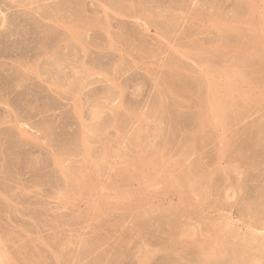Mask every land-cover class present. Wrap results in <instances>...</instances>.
I'll return each mask as SVG.
<instances>
[{
	"label": "rangeland",
	"instance_id": "obj_1",
	"mask_svg": "<svg viewBox=\"0 0 264 264\" xmlns=\"http://www.w3.org/2000/svg\"><path fill=\"white\" fill-rule=\"evenodd\" d=\"M263 41L264 0H0V264H264Z\"/></svg>",
	"mask_w": 264,
	"mask_h": 264
},
{
	"label": "bare ground",
	"instance_id": "obj_2",
	"mask_svg": "<svg viewBox=\"0 0 264 264\" xmlns=\"http://www.w3.org/2000/svg\"><path fill=\"white\" fill-rule=\"evenodd\" d=\"M246 3H247V2H246ZM246 3H245V4H246ZM248 4H249V3H248ZM248 4H246V6H249ZM242 6H243V5H242ZM251 6H252V4H251ZM249 7H250V6H249ZM249 7H248V8H249ZM250 8H251V7H250ZM224 26H225V25H224ZM225 44H227L228 47L230 46V43L228 44V43L226 42ZM225 44H224V45H225ZM263 44H264V41H263ZM224 45H223V46H224ZM227 45H226L225 47H223V48H224V49H227ZM231 45H232V44H231ZM231 47H232V46H231ZM223 48H221V49L223 50ZM236 48L238 49V47H236ZM229 49H230V48H229ZM238 50H239V49H238ZM238 50H236V51H238ZM261 50H262V54H261V53H260V54H261V56H263L262 58H264V48H262ZM257 53H259V52H257ZM260 54H259V55H260ZM249 58H250V57H249ZM250 60H251V59H250ZM250 60L248 59V61H244V60H241V61H242V63H243V62H247V63H249ZM252 62H253V64L251 65ZM252 62L250 63L251 66L246 67L247 64L244 63L245 65H243V64L241 65V64H240L241 62H240V60H239L238 63L240 64V66H239V64L237 65V63H236L234 66H232V67H235V66H236V68H237V70H236L237 73L234 72L235 70H234V68H233V69H231V70H233V72H234V73H232V74L235 76V73H236V74L238 75L237 78H246V77H249V76H250L253 80H255L254 77L256 78V76H257V77L259 76L258 78H259L260 80L263 81V79H261L262 76L259 75V74H260V73H259V69H260V68L254 66V65H257V64L254 63V62H255L254 60H252ZM238 68H239V71H238ZM263 68H264V65H263ZM240 70H241V71H240ZM242 70H243V71H242ZM231 76H232V75H231ZM232 77H233V76H232ZM235 78H236V77H235ZM235 78H230V79H234V80H235ZM262 78H263V77H262ZM169 79H170V78H169ZM169 79H168V80H169ZM171 79H172V78H171ZM230 79H229L228 81H230ZM259 79H256V80L259 81ZM262 81H259V83L262 82ZM168 82H170V81H168ZM172 82H173V81H172ZM170 84H172V83L170 82ZM173 85H174V83H173ZM227 85H229V84H227ZM229 86H230V88H233V87H234L232 83H230ZM177 87H178V86H177ZM168 88H171V87L169 86ZM230 88H229V89H230ZM175 89H176V88L174 87V90H175ZM178 89H179V87H178ZM229 89H228V90H229ZM172 90H173V88H172ZM180 90H182V88H180ZM228 90H227V91H228ZM163 91H165V90H163ZM161 92H162V91H161ZM161 92H160V93H161ZM170 92H171V91H170ZM174 92H175V91H174ZM178 92H179V91L176 90V93H178ZM182 92H183V91H180V93H182ZM162 93H164V92H162ZM162 93H161V96H162ZM164 95H165V93H164ZM171 95H172V93H171ZM179 95H180V94H179ZM214 95H215V94H214ZM214 95H213L212 98L215 97ZM173 96H174V95H173ZM217 96H218V95H217ZM163 97H164V96H163ZM163 97H161V101H162V102H163V100H162ZM212 98H210V99H212ZM218 98H219V96L215 99V101H216ZM220 98H221V97H220ZM220 98H219V101H220ZM163 99H164V98H163ZM203 99H205V98H203ZM210 99L208 100L209 102H210ZM205 100H206V99H205ZM205 100H204V101H205ZM221 100H222V99H221ZM215 101H213V102H211V103H212V104H213V103H215V104L218 103V100H217V102H215ZM162 102H161V105L163 104ZM221 102H222V101H220V103H221ZM224 102H227V101H224ZM230 102H232V101H230ZM230 102H229V105H228V103H226V104H225V103H221V105H220V103H218V104H219V105L217 104L218 107H214V106H212L211 103H210L211 106H210V104H207L206 106H208V107L210 106V109L213 108V110L208 109V110H210V112L213 114V116H212L213 119L211 118L212 121L210 120V122H209L208 118L210 119V117H208V118L204 117L205 115H204L203 111L201 110V112L203 113V114H202V113H201V114L204 115V116L201 115V116H202V124L205 125V124H207V122H209V124L212 122V124L214 123V125H212V126L217 125L216 127L221 126V125H219V124H223L222 126H224V124H225V126H226V124L228 125L227 122H230V120L232 119L231 117L234 116V115L232 116V112H233V110H234L235 108L237 109V106H235V105H237V104L234 103V102H233L234 104H232V103L230 104ZM205 103H207V101H205ZM215 104H213V105H215ZM163 105H164V104H163ZM163 105H162V106H163ZM217 105H216V106H217ZM158 106H159V104H158ZM201 106L203 107L204 104L201 105ZM219 106H220V107H219ZM159 107H160V106H159ZM165 107H167V106L164 105V108H165ZM161 108H163V107H161ZM164 108H163V109H164ZM168 109H169V107H167V111H169ZM235 111H236V110H235ZM235 111H234V112H235ZM158 112H159V111H158ZM158 112H157V113H158ZM161 112H162V111H161ZM163 112H165V111H163ZM169 112H170V111H169ZM208 112H209V111H206V113H205L206 116H211V115H208V114H209ZM207 113H208V114H207ZM230 114H231V117H230ZM95 117H96V116H95ZM95 117H94V118H95ZM229 117H230L231 119H229ZM200 118H201V117H200ZM171 122L173 123V120H172ZM175 122H177V121H175ZM97 123H98V122H97ZM97 123H96V125H97ZM209 124H208V125H209ZM18 127H19V125H18ZM18 127H17V128H18ZM20 129H21V128H20ZM21 131H22V130H21ZM23 131H25L24 128H23ZM20 134L23 135L24 133L21 132ZM30 136H31V135H29V138H30ZM139 136H140V135H139ZM21 137H22V136H21ZM29 138H28V139H29ZM140 138H141V137H140ZM140 138H139V140H140ZM33 139H35V137H34ZM137 139H138V137H137ZM30 140H31V139H30ZM30 140H29V141H30ZM198 140H199V139H198ZM198 140H197V141H198ZM25 141H28V140H25ZM200 141H201V140H200ZM134 142H135V141H134ZM136 142H137V145L139 144V142L141 143V141L138 142V140H136ZM198 144H199V142H197V145H198ZM133 146H134V143H133ZM134 147H136V146H134ZM141 158H143V159L145 160V157H141ZM138 160H139V159H137L136 163L138 162ZM144 160H143V161H144ZM247 161H248V160H247ZM136 163H135V164H136ZM138 163H139V162H138ZM97 164H98V163H97ZM99 164H100V163H99ZM99 164H98V166H100ZM98 166H97L96 169H98ZM95 167H96V165H95ZM216 168H219V166H217ZM216 168L214 169V171L216 170L215 174H216V173L218 174V173L220 172L219 169H221V168H219V169H216ZM225 169H226V168H225ZM225 169H223V170H225ZM227 169L229 170V168H227ZM217 170H219V172H218ZM221 170H222V169H221ZM96 171H97V170H95V172H96ZM225 171H227V170H225ZM225 171H224V172H225ZM211 172H212L213 175H214V172H213V171H211ZM97 173H98V172H96V174H97ZM212 173H211V174H212ZM220 173L222 174L223 172L221 171ZM96 174H95V175H96ZM221 174H220V175H221ZM225 175H227V172H225ZM211 176H212V175H211ZM221 177H223V174H222ZM80 178H83V177H80ZM80 178L77 179V180H78L77 182H79V181L81 180ZM84 178H85V177H84ZM220 179H221V178H220ZM222 179H224V177H223ZM222 179L220 180L221 182H222ZM75 180H76V179H75ZM82 180H85V181H86V179H82ZM82 180H81V181H82ZM195 180H196V179H195ZM197 180H198V179H197ZM197 180L195 181L196 184H195V183H193V184H195L194 187L197 185V189H199V187H200V183H199V182H201V179H199V181H197ZM75 182H76V181H75ZM77 182H76V183H77ZM83 184H84V182H83ZM183 184H184V183H183ZM77 185H79V183H78ZM86 185H87V184H86ZM218 185H219V184H218ZM218 185H217V186H218ZM82 187H83V186H82ZM82 187H81V190L84 189V188H82ZM78 188H79V186H78ZM178 188L181 189V188H183V187H178ZM195 188H196V187H195ZM127 192H130V191H127ZM135 193H136V192H135ZM128 194L132 195L133 193H132V191H131V192L128 193ZM133 195H135V194H133ZM136 195H140V199H141L142 201L144 200V197H143V195L140 194V192H139V193L137 192ZM136 195H135V196H136ZM135 196H133V198H134ZM130 197H131V196H130ZM130 197H127V198L129 199ZM142 197H143V199H142ZM127 198H126V199H127ZM128 199H127V200L124 199L125 201H128L127 203H125V201L122 200V201L124 202V206H125V204H126V206L128 205L127 207H129V206L132 207V203H134V200H136L137 198L134 199L133 201H131L132 198L129 199L132 203H130V201H129ZM107 200H108V199H107ZM137 200H138V199H137ZM142 201H141V203H142ZM104 202H105V201H102V203H104ZM123 202H121L120 204H123ZM135 202H136V203L139 202L138 204H140V200L135 201ZM129 203H130V204H129ZM136 203L134 204L135 206L132 207L133 209H134V208H138V206L136 207ZM105 204L108 205L109 202H105L104 205H105ZM120 204H118L117 206H120ZM138 204H137V205H138ZM100 205H102V204H100ZM104 205H103V206H104ZM106 205H105V206H106ZM124 206H123V207H124ZM123 207H122V208H123ZM127 207H126L127 210H128V209H132L131 207H130V208H127ZM139 207H140V206H139ZM124 209H125V207H124ZM186 231H188V230H186ZM186 234H187V232H185V235H186ZM200 237H201V238H203V237L206 238L204 235H200ZM200 237H196V238L194 239V241L196 240V242H197L198 239H199ZM0 238H1V236H0ZM197 238H198V239H197ZM204 238H203L201 241H203V242H206V241H207V243H206V245H207L206 247H207V248H211V250L215 249V247H216L217 249L220 248V247H218L219 245L217 246V244H213V242H211L212 247H210V244H209V243H210V240L208 241V239L206 238V240L204 241ZM2 240H3V239L1 238V241H2ZM199 240H200V239H199ZM1 241H0V242H1ZM3 241H4V240H3ZM3 241H2V242H3ZM2 242H1V243H2ZM203 242H202V243H203ZM3 243H4V242H3ZM198 243H201V242H198ZM198 243H195V244L198 245V247H199V244H198ZM214 243H215V242H214ZM201 245L203 246L204 244H201ZM208 245H209V247H208ZM213 245H214V248H213ZM1 246H2V244L0 245V247H1ZM3 246H4V244H3ZM4 247H5V246H4ZM5 248H6V247H5ZM5 248L3 249V247H1V249L4 250V252L7 253V249H5ZM199 248H201V247H199ZM204 248H205V246H204L203 249H202V250H203V251H202L203 253H201L202 255L204 254V251H206V250H204ZM5 250H6V251H5ZM209 250H210V249H208V251H209ZM211 250H210V251H211ZM219 250L221 251V249H219ZM219 250H218V251H219ZM208 251H206V252H208ZM210 251H209V252H210ZM0 252H1V250H0ZM19 252H20V251H19ZM19 252H18V254H19ZM21 253H22V252H21ZM214 253H215L217 256H219V252L217 253L216 250H215V251H212L211 253H209V254H207V255H209V256H213V257H216V256H214V255H215ZM1 254H2V253H1ZM3 254H4V253H3ZM7 254H8V253H7ZM220 254H222V253L220 252ZM8 255H9V254H8ZM8 255H6V254H5V256L3 255V258L6 257V256H8ZM20 255H21V254H20ZM146 255H147V258H148L149 255H148V254H146ZM205 255H206V254H205ZM1 256H2V255H1ZM17 256H19V255H16V257H17ZM203 256H204V255H203ZM16 257H15V258L13 257V258L16 260ZM19 257H20V256H19ZM21 257H22V256H21ZM1 258H2V257H1ZM143 258H144V257H143ZM145 258H146V257H145ZM145 258H144V260H141V261H143L142 264H144V262H145V264H146V262H147V263L149 262L148 260H146L147 258H146V259H145ZM149 258H150V257H149ZM149 258H148V259H149ZM204 258L206 259V258H209V257H206V256H205ZM6 259H8V260H7V261H8L7 264H8V263H9V259L11 260V258H10V257H7ZM209 259H210V258H209ZM4 260H5V259H4ZM12 260H13V259H12ZM17 260H18V258H17ZM149 260H150V259H149ZM206 260H208V259H206ZM4 262H6V260H5ZM10 262H11V261H10ZM12 262H14V261H12ZM10 264H11V263H10Z\"/></svg>",
	"mask_w": 264,
	"mask_h": 264
}]
</instances>
